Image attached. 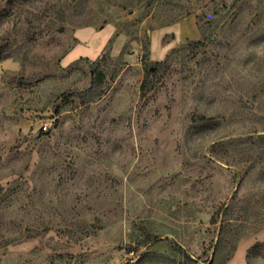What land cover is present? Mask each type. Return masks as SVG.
<instances>
[{"label": "rangeland", "instance_id": "rangeland-1", "mask_svg": "<svg viewBox=\"0 0 264 264\" xmlns=\"http://www.w3.org/2000/svg\"><path fill=\"white\" fill-rule=\"evenodd\" d=\"M0 264H264V0H0Z\"/></svg>", "mask_w": 264, "mask_h": 264}, {"label": "trees", "instance_id": "trees-1", "mask_svg": "<svg viewBox=\"0 0 264 264\" xmlns=\"http://www.w3.org/2000/svg\"><path fill=\"white\" fill-rule=\"evenodd\" d=\"M196 16H197L196 17L197 18L196 23H197V27H198V30H199L201 37L193 39L192 41L191 40L189 41V43H191L192 45H195V46H197L201 43L202 36L205 34V23H200V20H199L200 15L199 14ZM166 63H167L166 59H163V60H155V61H152L150 63L145 64V75H144L143 81L141 82V85H140L141 92H143L144 89L146 88L147 83L149 82V80H148L149 76H152L153 74H155L156 71H158V69L163 67ZM151 68H153L152 73L150 71ZM93 70L95 72L94 73V82L97 85H100L104 80V75L98 66H94Z\"/></svg>", "mask_w": 264, "mask_h": 264}, {"label": "built area", "instance_id": "built-area-1", "mask_svg": "<svg viewBox=\"0 0 264 264\" xmlns=\"http://www.w3.org/2000/svg\"><path fill=\"white\" fill-rule=\"evenodd\" d=\"M44 128H45V126H44Z\"/></svg>", "mask_w": 264, "mask_h": 264}, {"label": "crops", "instance_id": "crops-1", "mask_svg": "<svg viewBox=\"0 0 264 264\" xmlns=\"http://www.w3.org/2000/svg\"><path fill=\"white\" fill-rule=\"evenodd\" d=\"M192 30V29H191Z\"/></svg>", "mask_w": 264, "mask_h": 264}]
</instances>
